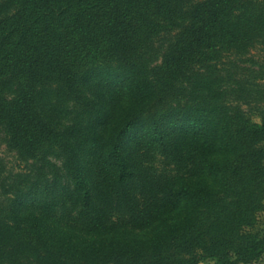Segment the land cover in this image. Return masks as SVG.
I'll return each instance as SVG.
<instances>
[{"label":"trees","instance_id":"trees-1","mask_svg":"<svg viewBox=\"0 0 264 264\" xmlns=\"http://www.w3.org/2000/svg\"><path fill=\"white\" fill-rule=\"evenodd\" d=\"M258 47L264 0H0V127L28 152L55 148L63 166L42 192L58 201L65 190L106 231L104 249L86 251L91 263L264 259V232L241 230L264 194V109L254 124L215 86ZM253 81L264 83V64ZM47 90L83 109L87 128L60 129ZM154 151L187 170L151 177ZM139 184L151 198L134 212ZM113 203L131 209L144 242L120 241Z\"/></svg>","mask_w":264,"mask_h":264},{"label":"rangeland","instance_id":"rangeland-1","mask_svg":"<svg viewBox=\"0 0 264 264\" xmlns=\"http://www.w3.org/2000/svg\"><path fill=\"white\" fill-rule=\"evenodd\" d=\"M245 61L247 62L232 58L231 62L236 68L228 69L227 76L224 72L215 86L221 99L229 106L245 113L252 123L261 125L264 83L254 82L253 78L258 74L260 65L264 64V49L258 47L252 50ZM16 96L17 86L12 87L7 94L9 100ZM43 106L47 113L54 110V117L60 122L61 127H58L62 130L74 126L82 130L88 126V117L83 109L71 101L59 98L51 90L45 92ZM50 113L53 115V112ZM15 136L14 131L7 132L0 127V264H93L87 252L104 249L103 234L106 231L92 230L91 223L86 218L87 211L81 206L72 205V195L65 190L59 192L60 199L57 200L61 202L64 199L66 206L61 203L58 205V201L54 200L55 190L42 192L47 184L53 185L63 166L62 161L54 155L55 148L38 146L28 152L25 146L14 142ZM144 163L148 173L154 178L177 175L182 172V168L186 171L188 167L185 164L182 167L177 165L159 151L149 152ZM62 184L66 185L67 182L63 180ZM143 187L146 186L139 184L136 187L135 204L132 207L134 212L146 206L151 198V193L145 192L149 190ZM31 190L37 199L35 203L26 205L21 195ZM256 199V208L259 209L253 215V225H243L241 230L264 232V194L259 193ZM112 205L111 215L116 218L114 227L116 234L121 236L120 241L144 242L146 234L142 227L129 221L131 209L114 203ZM24 233L25 236H21ZM99 235L102 239L97 238ZM35 242L37 254L31 256L28 246L32 248ZM60 246L69 249L63 251ZM201 264L211 263L206 261ZM257 264H264V259Z\"/></svg>","mask_w":264,"mask_h":264}]
</instances>
